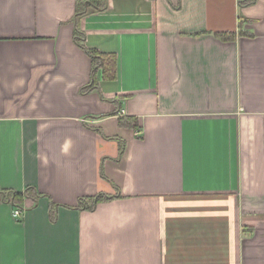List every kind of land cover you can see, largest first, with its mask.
<instances>
[{"label":"crops","instance_id":"crops-1","mask_svg":"<svg viewBox=\"0 0 264 264\" xmlns=\"http://www.w3.org/2000/svg\"><path fill=\"white\" fill-rule=\"evenodd\" d=\"M75 12L0 0V189L45 194L0 201V264H264V0H107L79 19L117 58L89 93Z\"/></svg>","mask_w":264,"mask_h":264},{"label":"trees","instance_id":"trees-1","mask_svg":"<svg viewBox=\"0 0 264 264\" xmlns=\"http://www.w3.org/2000/svg\"><path fill=\"white\" fill-rule=\"evenodd\" d=\"M252 2H254V0H239V4L241 6L250 4ZM106 7L107 0H76V12L74 16V40L81 48H83L90 55L92 60L91 79L89 84L82 88V93H89L92 91L99 90L98 73L100 70L103 71V77L105 79L116 78V56L114 54L100 53L96 50L87 48L85 45V34L79 26V19L82 15L88 12L105 9ZM216 35L223 40H233L237 36L234 32H218ZM119 122L122 126L131 127L139 131V124L136 118L120 116ZM98 131L102 133L101 130L98 129ZM117 139L119 140L120 144L119 156L121 157L126 149V143L122 139ZM102 176L105 177L103 169ZM43 196H45V194L39 192L34 186H27L22 192H17L11 189H0V201H9L14 207L20 209H25L24 203L26 198H31L34 201V205L36 206L38 205L39 199ZM119 196L120 195H108L101 193L95 196L81 197L78 200V203L74 206V208L80 210H93L100 202L109 201ZM60 206V204H56L54 202L50 203V219L52 221L57 220L58 208Z\"/></svg>","mask_w":264,"mask_h":264},{"label":"built area","instance_id":"built-area-1","mask_svg":"<svg viewBox=\"0 0 264 264\" xmlns=\"http://www.w3.org/2000/svg\"><path fill=\"white\" fill-rule=\"evenodd\" d=\"M14 214L16 217H20L22 214V210L20 208L14 207Z\"/></svg>","mask_w":264,"mask_h":264}]
</instances>
